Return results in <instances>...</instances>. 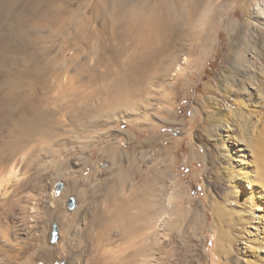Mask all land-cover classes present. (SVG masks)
Returning <instances> with one entry per match:
<instances>
[{"label": "bare ground", "instance_id": "6f19581e", "mask_svg": "<svg viewBox=\"0 0 264 264\" xmlns=\"http://www.w3.org/2000/svg\"><path fill=\"white\" fill-rule=\"evenodd\" d=\"M79 1L0 0V264H30L26 259L27 253L22 240V234L26 235L27 230L25 232L24 230L29 227L30 216L34 213V208L29 205V200L33 197L28 191V181H30L28 179L34 173H40L44 165H51L64 158L69 152L75 151L74 141L77 137H87L89 133L104 128L102 126L107 124L102 119L106 115L109 117L108 113L113 112L112 117L116 122H121V126L130 120L126 118L125 112L128 110L125 111V108L146 115L148 111L146 104L149 97L155 94L149 89V81L153 83L154 91L160 86L165 87L162 86L163 81L172 85L173 91L182 87V83L185 82L184 77L189 75L187 71L201 64L202 52L208 49V40L218 26L219 17L231 13L229 6L233 0H144L143 4H139L145 6L144 11L140 13L136 12L138 2L135 1L131 3L135 8L129 10L131 6L129 8L125 6L126 8L123 7L125 9L120 10L121 12L118 10L119 0H90L86 1V4L83 2L85 5L82 4L81 9H75L74 6ZM130 2L132 1L128 4ZM249 5L242 6L244 13L248 11ZM253 5H255V14L264 24V0H254ZM245 23L239 18L227 21L226 27L237 32L233 41H239V34H243L246 29ZM120 25H123L121 31ZM108 29L113 35L122 34L126 42L132 41V47L126 44V47L128 45L131 48L128 49L129 54L125 49L128 55L123 56V59L122 48L119 49L121 52H118L119 50L110 52L112 54L108 52L107 58L102 55L106 59L102 56L96 59L95 56V65L88 51L95 48L94 35L95 37L103 35ZM116 38L113 36L114 40ZM193 40L197 43L196 46L193 44L191 47L190 43ZM99 43L98 46H102ZM141 45L146 49L154 47L153 52L151 49V54L148 53L150 52L148 49L144 52L149 56L152 55L149 61L146 59L142 61L145 55H142V52L138 53ZM237 45L233 43L229 47L224 61L229 64H238L241 61L239 56L243 50L239 55L240 50L236 48ZM97 51L99 48L96 49V54ZM254 52L252 50L250 57L256 56L257 53ZM92 53L94 56V52ZM235 54H238L239 58ZM147 56L145 58H150ZM263 99H259L258 107H264ZM160 101V104L164 103ZM157 108H160V105ZM225 136L227 143H230L231 159L239 161L241 156L252 152L253 146L249 140L229 130ZM257 160L259 165L256 178L245 171L236 174V179L233 180L235 196L240 200L239 209L234 211L223 205L214 207L213 212L217 219L225 221L228 227L234 226L237 231L233 235L230 229L221 228L218 233L215 251L225 259L222 264H264V214H262L264 208L260 200L264 196L257 194L256 188L259 184L257 178L264 180V149L259 152ZM233 166L235 167V164ZM139 171V183L136 182L137 186H131L130 190L134 191H131L130 197L123 195L115 197L116 212L112 209V213L116 218L108 213L110 218L117 220V226L112 228L107 226L106 212V215L103 213V218L98 215L96 220L99 228L97 227L98 232H94V228L89 230L87 227L86 215L82 216L81 222L79 221L74 231L81 235L88 229L85 235L90 237L86 243L81 247L82 242L80 244L76 242L81 248L74 249L72 246L75 243L72 239L71 251L65 254L66 251L60 248L55 256L47 261L48 264H52L54 259L61 262L60 264H166L168 262L174 250L171 248V242L168 241V231L162 228V222L166 220L163 215L156 225L154 223L152 231L146 232L145 227L148 225L142 227L144 221L141 220L142 228L134 227L130 222L131 226L128 225V220H136V216L134 218V214L130 213L129 209L134 204L139 207L140 219L148 222L145 219L148 207L146 195L149 193L148 175L143 167ZM127 209L130 210H128L130 215L127 214ZM35 214L37 212L34 213V218ZM169 225L167 224L166 228ZM108 229L122 231L125 237L135 233L139 236L137 233L143 232L147 241L145 246L150 243L149 250L148 247L146 248L148 253H142L143 249L145 250L143 245L142 248L134 249L126 256L125 252L123 256L107 254L101 239H104L103 236ZM92 232H94L93 238ZM143 234H141L142 238ZM40 256L45 260L44 254Z\"/></svg>", "mask_w": 264, "mask_h": 264}, {"label": "rangeland", "instance_id": "374dc122", "mask_svg": "<svg viewBox=\"0 0 264 264\" xmlns=\"http://www.w3.org/2000/svg\"><path fill=\"white\" fill-rule=\"evenodd\" d=\"M86 1L90 0H80L74 8L81 9L82 4L84 6ZM119 1V11L130 6L129 10L135 8L131 4L134 1L138 2L136 4L138 11L136 12L144 11L145 6H140L144 0H128V2L132 1L129 4L127 0L125 3L124 0ZM252 2L254 4V0H233L231 2L229 6L231 13L219 17L218 26L208 40V49L202 52L201 64L187 71L189 75L184 77L185 82L182 83V87L178 88L179 90L174 89L175 91H173L174 87L168 85L167 81H163L162 86L165 87L160 86L154 91L153 83L148 79L149 89L155 94L149 97L146 104L148 109L146 115L125 108V111L128 110L125 112L126 118H130L131 121L128 120L121 126V122L117 121V123L112 117L113 112L108 113L110 116L106 115L102 119L107 124L102 126L104 128L98 130L99 132L89 133L87 137H77L74 141L75 151L69 152L64 158L57 161L58 164L53 162L51 165H44L40 173H34L28 179L30 180L28 181V191L33 197L30 198L33 201L29 200V205L34 208V213L37 212L35 218L32 213L33 217L30 216L29 227L24 230V232L28 231L31 227L29 233L26 231V235L22 234L28 263L48 264L47 261L53 258L60 248L66 251L65 254H68L73 244L72 239L75 243L72 248L80 249L90 237V235H85L88 229L83 231L82 236L74 231L84 215L87 217V227L89 230L94 228V232H98L99 224L96 220L98 215L103 218V213L106 212L107 226L109 228L116 227L118 222L112 213L116 206V198L122 195L130 197L131 191H134L130 190L131 186L138 185L136 182L139 183V170L143 167L148 175L149 190L147 189V191L149 193L146 195L148 207L145 217L148 222L140 219L139 207L134 204L129 209L130 213L134 214V218L136 216V220H128V225L139 226V228L148 225L150 228L146 226V232L152 231L156 222L163 215L166 220L162 222V228L164 227L163 230L168 231H166L169 234L168 241L171 242V248L174 250L172 251L174 254H171L172 256L167 260L169 263L166 262V264H222L225 259L217 255L215 251L218 233L221 228L230 229L233 235L237 231L234 226L231 225L229 228L225 221L217 219L213 212L214 207L223 205L234 211L239 209L238 201L240 200L235 196L233 180L236 179V174L245 171L256 178L259 165L257 156L264 149V107H258L259 104H257L264 98V77H262L264 76V24L261 22L262 19L255 14V5ZM246 4H250L246 12L247 15L242 8ZM237 18L243 23L246 22L247 25H245L244 33L239 34V41H233L237 32L227 28L226 24L230 19ZM122 26H119L120 31L123 29ZM253 33L256 37L253 36ZM109 34L112 33L108 29L103 35L97 37L94 35L95 48H88L95 65V56L96 59L102 55L107 58L109 54H112L110 52L118 51L120 48L122 51L124 50L122 59L123 56L129 54L128 49L132 47L133 42H126L127 40L123 38L122 34L118 33L117 35L112 34L114 38L117 37L116 41ZM118 35L122 38L118 39ZM107 37L108 39H106ZM121 39L124 42L123 40L121 42ZM96 42L102 46H98ZM127 43L131 47L128 45L126 47ZM196 43V40L191 41V47L193 44L196 46ZM233 43L238 44L236 48L238 47L237 49L240 50L238 51L239 55L243 50L240 56L235 54L236 57L241 58L238 64H229L224 61V56ZM112 47L114 48L112 49ZM142 47L144 48V45H141L139 49ZM98 48L97 56L96 49L98 50ZM141 49L138 50V53L142 52V55L147 56L148 53L151 54V49L153 52L154 47L147 48L150 52L146 54L144 52L148 50ZM252 50L255 51L254 54L257 53L256 56L254 55L255 57H250ZM92 52H94V56ZM83 55L85 56V54ZM104 56L102 58H105ZM145 56L141 57L143 62L145 59L149 61L152 55H148L150 58H145ZM251 58L253 59L251 60ZM169 88L171 89L169 90ZM159 101H164V103L160 104ZM159 105L160 108H157ZM227 130L249 140L253 146L252 154L241 156L239 161L231 159L230 143H227L225 136ZM55 163L58 166H54ZM257 179L259 181V184L256 185L257 194L264 196V180ZM263 198L261 197L260 200L264 208ZM129 209H127V214H129ZM108 213L115 218L112 217V220ZM262 214H264V210ZM138 217L139 220H137ZM121 218L123 217L121 216ZM171 219L172 221H170ZM140 220L144 221L143 225ZM165 222L170 224L168 228H166ZM55 227H58L59 239L53 242ZM116 230L108 229L106 235L103 236L107 243L101 239L102 245L105 244L106 248H102V250L105 249L109 255L117 256L124 252L125 256L129 255L134 249L145 246L147 242L143 232L137 233L139 236L135 233L125 237L122 231ZM94 232H92V238ZM141 234H143V238ZM148 241L150 242V240ZM76 242L79 244L82 242L81 247ZM130 242L135 246L133 247ZM148 244L144 247L143 254L148 253L150 243ZM139 245L140 247H138ZM125 247L130 249L126 250ZM123 249L125 250L122 251ZM40 254L46 256L45 260L40 258ZM60 263L54 259L52 264Z\"/></svg>", "mask_w": 264, "mask_h": 264}, {"label": "water", "instance_id": "95a60500", "mask_svg": "<svg viewBox=\"0 0 264 264\" xmlns=\"http://www.w3.org/2000/svg\"><path fill=\"white\" fill-rule=\"evenodd\" d=\"M59 239V234H58V227H55L54 231V236H53V242L57 241Z\"/></svg>", "mask_w": 264, "mask_h": 264}]
</instances>
